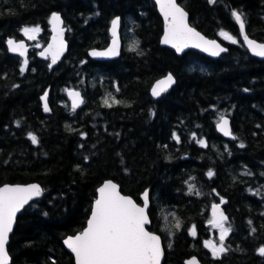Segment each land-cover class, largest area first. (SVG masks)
<instances>
[{
    "label": "trees",
    "instance_id": "trees-1",
    "mask_svg": "<svg viewBox=\"0 0 264 264\" xmlns=\"http://www.w3.org/2000/svg\"><path fill=\"white\" fill-rule=\"evenodd\" d=\"M180 4L193 26L227 46L225 54L211 59L188 50L177 56L160 46L163 23L152 0H0V186L37 182L44 190L17 218L11 264H74L62 241L85 227L106 180L138 203L149 190L148 229L163 239V264H184L191 256L202 264H264L258 254L264 247V60L249 54L231 15L242 12L249 37L264 42V0ZM52 12L61 13L68 41L55 68L36 49L27 58L8 52L9 39L26 38L25 27L38 26L44 46ZM116 16L123 27L121 56L90 59L89 49L107 44ZM221 30L238 43L221 37ZM167 73L176 84L152 98V84ZM70 88L84 97L75 111ZM46 91L49 112L41 100ZM221 114L231 118L235 139L217 133ZM221 197L231 231L223 242L227 251L213 258L204 242L219 246L209 210Z\"/></svg>",
    "mask_w": 264,
    "mask_h": 264
},
{
    "label": "snow or ice",
    "instance_id": "snow-or-ice-1",
    "mask_svg": "<svg viewBox=\"0 0 264 264\" xmlns=\"http://www.w3.org/2000/svg\"><path fill=\"white\" fill-rule=\"evenodd\" d=\"M156 2L160 6V11L163 13L167 25L163 43L171 44L177 52H182L187 47L202 48L203 51L210 52L213 56L227 51L226 48L221 47L215 40H207L199 32L189 27L186 22L187 13L177 4L176 0H156ZM208 2L214 4L216 0H208ZM231 15L239 26L241 37L252 53L264 57V43H257L255 40L249 38L246 32L247 21L243 13L233 10ZM58 22H61L59 15L53 13L51 23L55 25ZM118 23L119 18L112 22V34L114 37L116 36ZM39 31L38 26L34 28L25 27L23 29V33L30 38H34L32 34ZM58 35L61 39L58 50L52 51V64L56 63L58 56L63 50L62 33H58ZM219 35L233 44L238 43L233 35L224 30H221ZM7 44L10 51L19 52L21 56L25 55L26 49L23 43L17 44L13 39H9ZM51 48L52 46H49V49L46 51H51ZM108 54L116 55L118 53L115 47L109 49L108 53H91L93 56ZM41 55H44V53H41ZM27 63V59H25L20 68L21 73L26 70ZM174 82L173 76L169 74L164 80L157 82V85L152 90V94L154 96L160 95L161 91L166 90V87ZM162 85L165 87L162 88ZM66 91L68 90L66 89ZM68 94L73 98V111H75V108L84 101L80 98L79 92L68 91ZM47 95L45 93L41 98L45 101V112L50 110L46 102ZM113 101L119 102L115 101V97H113ZM105 104H108L107 100H105ZM108 106L111 107L110 104ZM17 125L19 126V122H17ZM217 128L225 136H232L229 121L225 118L224 114L220 115ZM29 138L33 144L38 143L35 135L29 133ZM174 138L179 142V137L175 136V134ZM232 138L235 139L236 137L232 136ZM198 143L201 146H207L204 140H199ZM240 147H244V145L241 144ZM207 175L212 177L214 173L210 170ZM193 189L194 186L190 185V194ZM98 191L99 198L95 202L87 228L80 234L69 237L65 241L67 247L75 254L76 264H160L163 255L160 237L145 229V225L148 223V216L145 212L149 199L148 193H144V206L141 207L131 198L121 195L117 190V185L111 181L105 182ZM41 193L42 189L37 184L27 187L5 186L0 188V264H8L6 244L8 243V234L12 231L16 213L33 196H40ZM196 194H200L198 190ZM220 203H226V201L221 197ZM212 210L213 219L209 223L214 228L219 229V247L212 241H205L204 243L205 247L211 249L213 258H219L221 253L227 251L223 242L231 231V227H225L227 217L220 211V204L214 203ZM249 223L251 224V221ZM176 226L179 227V221H177ZM252 231L254 232L255 229L253 228ZM190 234L196 235L195 226L190 230ZM258 254L264 256V247L258 249ZM186 264H197V262L193 258V260L186 262Z\"/></svg>",
    "mask_w": 264,
    "mask_h": 264
},
{
    "label": "water",
    "instance_id": "water-1",
    "mask_svg": "<svg viewBox=\"0 0 264 264\" xmlns=\"http://www.w3.org/2000/svg\"><path fill=\"white\" fill-rule=\"evenodd\" d=\"M152 1L155 3L156 9H157L159 15L161 16L162 23H163L162 34H161L160 41H159L160 46H162V47H167V48L173 50L177 56H182V55H183L185 52H187L188 50H195V51L200 52V53H202L203 55H205L206 57H209V58H211V59H218L221 55L225 54V53L228 51L227 46H225L223 43H221L218 39H213V38H209V37H207V36L204 35L201 31H199L195 26H193V25L191 24L189 13H188L187 10H186V9L180 4V0H176V2H177V4H178V5H179V6H180V7H181V8L187 13V21H186V22H187V24L189 25V27L193 28L196 32H199V33H200L205 39H207V40H215V41H216L221 47L226 48L227 51H225V52H221V53H220L219 55H217V56H213L210 52L203 51L202 48H197V47H187V48H184L182 52H177V50H176L174 47H172L171 44L163 43V38H164L165 30H166V27H167V25H166V21H165V18H164L163 13L160 11V6L157 4L156 0H152ZM53 13L58 14L59 17H60V21H61V22H58V23L55 24V25H53V23H51V17H52V15H53ZM117 18H119V23H118L117 28H116V36L114 37L113 34H112V22H113V20H116ZM120 27H121V18H120L119 16H116L115 18H113V19L111 20L110 25H109V28H108V33H109V36H110V39H109L108 44H107L104 48H92V49H89V50H88V57H89L90 59H92V60H96V61H112V60H116V59H118V58L121 56V53H122V50H123V40H122L121 33H120ZM54 28H55V30H54ZM49 30H50V36H49V39H48L46 45L43 46V47L41 48V50L37 53V56H38V58H40L41 60H48V61H49V65H48L49 69H53V68L56 67V65L58 64V62H59L60 60H62L63 57H64V56L67 54V52H68V41H67V39H66V31H67V29H66V27L64 26V19H63L61 13H59V12H52V13L50 14V17H49ZM58 33H62V39H63V50H62V52L60 53V55L58 56V59H57L56 63H55V64H52V51H57V50H58V48H59V41H60V39H61V37L58 35ZM54 37L56 38L55 40H54ZM249 38H250V39H253V38H251V37H249ZM13 40H14L17 44H19V43H23L24 46H25V49H26V53H25L24 56H21V55L19 54V52H13V51H10V50H9V45L6 44V45H7L8 52H9L10 54H12V55H16V56H20V57H22V58H26V57L28 56V54H29V50H30V48H29L27 42H26L25 40H15V39H13ZM253 40H255V39H253ZM114 41H115V44H114ZM242 41H243V44H244L245 48L248 50V52H249V54H250L251 56H253V57H255V58H258V59H260V60H264V57L254 55V54L252 53V51L249 49V47L247 46V44L244 42L243 38H242ZM255 41H256L257 43H264V42H260V41H257V40H255ZM49 46H52L51 51H46L47 49H49ZM113 47H115V50H116V52H117L118 54H116V55L108 54V55H98V56H93V55H91L92 52L108 53L109 49H111V48H113ZM41 53H44V55H41ZM45 57H47V58H45ZM50 65H51V67H50ZM169 74H171V75L173 76L175 82L172 83L170 86H167V87H166V90L161 91V92H160V95H158V96H154V95L152 94V90H153V88L157 85V82H158V81H161V80H164ZM175 84H176V78H175V76H174L172 73H167V74L164 75L163 77L157 79V80L152 84V86H151V88H150V94H151L152 98H154V99H159L161 96L167 94V93L173 88V86H174ZM161 87L164 88L165 86L162 85ZM68 91L79 92V93H80V98H82V99L84 100L81 91H79V90H77V89H69ZM45 93L48 94V92H45ZM45 93H43V95L41 96V98L44 96ZM67 95H68V99H69V102H70V106H71V108L73 109V98L69 96L68 92H67ZM41 100H42V99H41ZM46 102H47L48 107H49V109H50V106H49V94L47 95ZM44 103H45V101L42 100L43 108H44ZM82 104H83V103H82ZM82 104H79V106L76 107L75 110H77L78 108H80V106H81ZM49 111H50V110H49ZM49 111H47V112H49ZM225 118L229 121V128H230L231 133H232V136H233L232 125H231V118L228 117V116H225ZM215 128H216L217 133H218L220 136H222L223 138H225V139H231V138H232V136H225V135L223 134V132H221L220 130H218V128H217V123H216V127H215ZM107 181H111V182H113L114 184H116V185H117V190L120 192V194L123 195V196H127V197L131 198V199H132V200H133L138 206H141V207L144 206V193H145V192L148 193V197H149V190H145V191L140 195V201H141V203H138V202H137L134 198H132L131 196L123 194V193L120 191V187H119V185H118L116 182H114L113 180H106V181H104V182H103V183L97 188V195H96V198H95V200H94L93 203H92L91 212H90V214H89V216H88V219H87L86 225H85V227L82 229V231H84V229L87 228L88 220L91 218V214H92V210H93V208H94L95 202H96V200L99 198V191H98V189L101 188V187L105 184V182H107ZM32 184H37V185H39L40 188L42 189V193H41L40 196H33V197L28 201V203L24 204L23 207L20 208V210H19V211L16 213V215H15V220H14L13 225H12V231L8 234V243L6 244V250H7V252H8V264H11V256H10L9 251H8V245H9V242H10V237H11L13 231H14V228H15V225H16L17 218H18L19 214L22 212V210H23L25 207H27V206H28L29 204H31L33 201L39 199V198L42 196V194L44 193V190H43L42 186H41L39 183H37V182H30V183H23V184H22V183H17V184L6 183V184H3V185L0 186V188H3V187H5V186H8V187H27V186L32 185ZM213 204H214V203H213ZM213 204H212V205H213ZM215 204H220V211H222V212L224 213V215L227 217V220H228V214H227V212L225 211L223 205H222L220 202H215ZM212 205H211L210 210H209V214H210V219H211V220L213 219ZM149 207H150V198L148 199V205H147V208L145 209L146 215L148 216V223L145 225V229H146L147 231L151 232L152 234L157 235V236L160 237V245H161V249H162V252H163V255H162L161 260H160V264H163V263H164V258H165V248H164V244H163L162 237H161L159 234H157V233H155V232H152V231H150V230L148 229V227L151 225V219H150L149 214H148ZM82 231H81V232H82ZM81 232H78V233H76V234H74V235H69V236L65 237V238L63 239V241H62V242H63V245H64V247H65V249H66V250L72 255L73 260H74V264H76L75 254L71 251V249H69V248L67 247V245L65 244V241H66L69 237H74V236L80 234ZM193 258H195L197 264H202L201 261L199 260V258L196 257V256H191V257L185 259L184 264H186V262H189V261L193 260Z\"/></svg>",
    "mask_w": 264,
    "mask_h": 264
},
{
    "label": "rangeland",
    "instance_id": "rangeland-1",
    "mask_svg": "<svg viewBox=\"0 0 264 264\" xmlns=\"http://www.w3.org/2000/svg\"><path fill=\"white\" fill-rule=\"evenodd\" d=\"M32 28H34V27H32ZM124 34H125V32H124ZM39 35H40V31L38 33L32 34V36L34 38H30L29 36L25 35L26 36V39L30 43L31 48L36 49V50H39L42 47V45L39 43ZM122 35H123V27H122ZM128 39L130 40L129 41V44H128V49H132L133 48V45L131 43H132V41L134 42V39H133L132 35L129 34L128 35ZM124 40H125V38H124ZM125 43H126V40H125ZM171 216L173 218V215L172 214H171ZM171 221L174 223V227L175 228H178L176 226L177 225L176 219H171ZM167 225H166V227H168ZM167 230H168L167 231V236H168L169 239H171L172 234H173V230L172 229H167ZM218 232H219V229H218ZM219 235H220V233H219ZM217 247H219V246H217Z\"/></svg>",
    "mask_w": 264,
    "mask_h": 264
},
{
    "label": "flooded vegetation",
    "instance_id": "flooded-vegetation-1",
    "mask_svg": "<svg viewBox=\"0 0 264 264\" xmlns=\"http://www.w3.org/2000/svg\"><path fill=\"white\" fill-rule=\"evenodd\" d=\"M108 40H109V38H108ZM107 43H108V41H107Z\"/></svg>",
    "mask_w": 264,
    "mask_h": 264
}]
</instances>
